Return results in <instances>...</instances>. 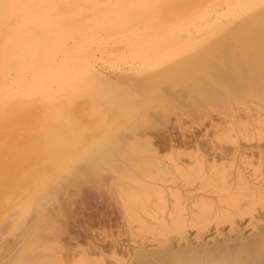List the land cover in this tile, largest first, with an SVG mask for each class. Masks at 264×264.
I'll use <instances>...</instances> for the list:
<instances>
[{
  "label": "bare ground",
  "instance_id": "bare-ground-1",
  "mask_svg": "<svg viewBox=\"0 0 264 264\" xmlns=\"http://www.w3.org/2000/svg\"><path fill=\"white\" fill-rule=\"evenodd\" d=\"M74 31L101 44L100 67L85 64L48 112L44 73L62 45L50 40ZM27 33L41 37L21 43ZM26 50L39 63L16 68ZM217 66L239 86L213 80ZM263 84L264 0H0V247L14 244L0 264H264ZM194 95L245 115L232 107L189 140L148 134L170 97ZM88 182L126 248L55 239L56 206Z\"/></svg>",
  "mask_w": 264,
  "mask_h": 264
},
{
  "label": "rangeland",
  "instance_id": "rangeland-1",
  "mask_svg": "<svg viewBox=\"0 0 264 264\" xmlns=\"http://www.w3.org/2000/svg\"><path fill=\"white\" fill-rule=\"evenodd\" d=\"M108 24V22L102 23V25ZM80 32L74 31L62 39L51 38L50 40L52 42L61 40L62 45L52 55L49 69L44 73L47 77L44 80L46 83L45 90L48 92V94L44 95V100L48 102V112L54 110L55 106L52 103L54 100H65L67 98L64 95H60L61 93L83 84L84 77H82L80 69L84 67L85 64L89 65L93 70H97L100 67L97 63V56L100 53L99 48L101 44L90 38L94 36L82 37ZM260 34L261 33L254 34L251 38L245 40L258 41ZM40 37V35L37 36L36 34L27 33L20 35L18 39L21 43L35 42V40H39ZM31 46L33 47L34 44H31ZM38 50H40V45H38ZM85 51L88 52L86 53ZM35 54L36 51L32 50H26L25 54H23L22 51H17L13 54L15 56V67H25L26 69L27 66L39 63L40 59L38 57L35 58ZM19 59L21 60L19 61ZM225 67L227 68V66ZM226 68H224V70H226ZM221 70H223V68L219 69L217 66V70L213 69L210 71L211 78L221 81L226 77L225 82L228 80L235 86H239L242 81L239 76L231 78L230 74L224 71L222 72ZM201 79L207 84L210 83L209 78L201 76ZM259 87L263 88L264 84L259 85ZM183 96H185V94ZM80 97L89 98L88 92L82 93ZM237 99H240V97ZM170 100L172 101L170 102L172 103L171 107L174 104L175 108L173 109L172 107L170 111H166L165 115L154 118V125L148 130V134L156 140L164 136L174 139L187 138V140L193 137H202L207 133L211 123H224L228 118L226 114H228L232 107L238 108L241 116L245 115V112L242 111V104H238L234 101L227 103L225 99L217 101L212 98H204L205 101L200 103V97L194 95L192 100L194 101V105L186 106H181L177 100L173 101L171 97ZM181 100L185 101V98L182 97ZM247 104L252 105V102ZM198 105L204 108L206 107V109L201 110L202 108L198 107L197 110L195 106ZM238 144L239 146H248V142L244 140H239ZM229 148H232V146L229 144L225 145V149L228 150ZM251 149L253 148H244V150L247 151ZM100 186L101 185L97 182L85 183L80 187V190L74 192V194L63 197L58 206H56L57 208L60 207V214L58 218H55L53 221L61 223L54 229L55 233H57L55 239L63 243L65 250L71 248L75 252L84 250L90 253L94 250L98 251V246L106 247V243L103 242V237L105 235H113V238L118 240L119 248L124 249L129 246L128 235L123 233L119 234V231L122 229L118 227L116 215L112 213L110 215V222L107 224L102 217L104 209L102 210V198L99 193ZM13 247L14 244L12 241L3 244L0 247V258L7 255ZM110 260L111 257L106 255L105 261L109 262Z\"/></svg>",
  "mask_w": 264,
  "mask_h": 264
}]
</instances>
